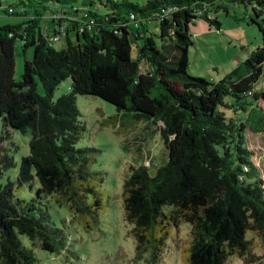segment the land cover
Masks as SVG:
<instances>
[{
	"label": "trees",
	"instance_id": "obj_1",
	"mask_svg": "<svg viewBox=\"0 0 264 264\" xmlns=\"http://www.w3.org/2000/svg\"><path fill=\"white\" fill-rule=\"evenodd\" d=\"M26 1L27 9L19 14L31 9L37 17L0 26L5 131L0 179L15 166L9 129L28 131L29 152L21 157L16 181L38 187L24 200L15 196L11 181L0 182V264H39L33 248L57 254L68 248L66 233L42 204L43 196L67 207L72 220L96 218L104 173L90 168L100 149L76 146L85 131L78 94L101 98L133 122L160 123L166 163L153 174L146 165H130L122 184L124 219L132 225L137 259L148 252L149 263L155 264L172 228L188 223L186 264H226L231 256L246 264L259 261L262 256L254 254L248 234L264 248V171L254 161L246 130H264V89H255L264 73V0ZM45 3L60 16L51 19L53 38L38 25L37 6L46 8ZM241 4L251 8L247 17L258 26L260 44L216 82L188 74L195 20L219 30L217 12L227 14ZM60 35L66 46L56 49ZM17 39L24 52L32 47L19 80L14 79ZM66 78L70 91L53 99ZM227 95L237 111H245L237 120L218 109Z\"/></svg>",
	"mask_w": 264,
	"mask_h": 264
},
{
	"label": "rangeland",
	"instance_id": "obj_2",
	"mask_svg": "<svg viewBox=\"0 0 264 264\" xmlns=\"http://www.w3.org/2000/svg\"><path fill=\"white\" fill-rule=\"evenodd\" d=\"M131 1L141 4L145 0ZM71 3L80 5L81 0ZM24 4H27L26 0H0V26L21 24L37 17L31 9L28 14H19L23 8L27 9ZM45 6L46 8L37 6L40 14L38 25L41 32L53 38L52 28L55 26L51 19L55 21L60 16L51 14V3H45ZM89 7L94 8L95 3ZM11 10L15 13H11ZM98 11L104 13L106 9L100 7ZM249 14L251 8L242 4L229 7L227 14L218 11L217 17L221 22L219 30L214 26L209 27L201 19H196L190 28L191 45L188 48L187 73L216 82L238 66L261 42L258 26L249 21ZM53 46L56 49L64 48V37L55 41ZM134 53L133 46V55ZM31 56L32 47H28L24 52L21 40L17 39L14 48V79L21 78L24 57ZM37 89L43 94L40 84ZM255 89H264V73L256 83ZM69 91L70 79L66 78L56 87L53 99ZM75 101L80 113L79 120L85 127L76 146H93L100 149L90 168L104 173V180L98 189L101 207L94 220H72L67 207L59 206L52 198L43 196L42 204L47 206L55 224L66 233L68 248L59 254L33 248L39 264H150L148 252L140 259L135 256V240L130 232L132 225L124 219L122 184L130 165H146L148 171L153 174L157 167L166 163L168 156L158 130L160 123L150 120L133 122L129 115H120L113 105L96 96L78 94ZM233 101L231 96H224L223 104L219 105L218 109L223 111L227 119L237 120L239 113L245 115V111H237L232 105ZM263 103L262 101L261 104ZM8 133V139L12 143L10 154L15 160V166L4 171L0 182L4 184L11 181L15 196L29 200L34 195L38 183L34 182L32 189H29L27 185H18L16 178L21 157L29 152L30 134L28 131L22 133L12 129H9ZM1 134H5V131L0 119ZM246 136L249 148L254 149V161L264 171V130L258 133L246 130ZM248 236L253 238L254 254L262 256L259 261L251 264H264V248L256 237L251 234ZM20 238L24 245L30 247L24 235ZM190 240L188 223L173 227L155 264H186L185 256ZM226 264L246 263L237 256H231Z\"/></svg>",
	"mask_w": 264,
	"mask_h": 264
}]
</instances>
